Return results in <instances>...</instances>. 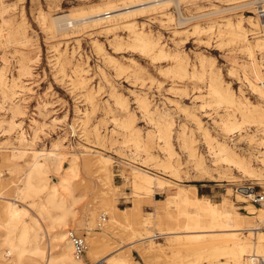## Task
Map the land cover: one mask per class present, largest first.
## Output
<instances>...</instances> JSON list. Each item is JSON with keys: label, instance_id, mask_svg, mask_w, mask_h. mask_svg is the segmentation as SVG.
<instances>
[{"label": "rangeland", "instance_id": "rangeland-1", "mask_svg": "<svg viewBox=\"0 0 264 264\" xmlns=\"http://www.w3.org/2000/svg\"><path fill=\"white\" fill-rule=\"evenodd\" d=\"M112 1V8H119L134 0H0V197L16 198L25 186L35 153L54 152L53 146L60 142L63 146L56 153L64 157V167H69L74 156L81 162L90 158L92 166L90 173L81 165L75 181L77 198L68 203L65 226L52 229L53 244L61 231H67L68 237L70 231H75L85 237L89 250L90 240L102 236L113 240L126 230L124 225L110 222L109 212L117 207L122 213L138 205L139 194L132 179L134 169L170 182V188L155 190L152 206L140 204L147 216L155 212L156 205L175 195L179 187L192 189L191 186L213 203L233 204L241 215H247L248 204L263 208L252 199L239 202L237 195L240 188L247 187L264 192V102L245 79H256L253 61L248 56L256 30L248 19L252 17L257 22L264 3L252 0L256 3L252 7L219 16L222 18L217 20L193 21L186 25V33L176 32L179 12L173 2L123 20L134 22L137 31H146L157 40L167 50L165 56L144 55L134 49L133 33L125 25L108 29L107 25L118 23L120 17L107 20L99 28L84 24L69 31L50 28L52 17L70 15L79 19L107 9ZM227 1L182 0L181 9L186 18H193L228 9L231 2ZM240 18L244 20L247 39L251 38L248 43L227 33L228 22L235 25ZM261 24L260 20L259 32L263 31ZM196 26L203 32H195ZM25 36L27 40L21 42ZM254 55L264 76V50L255 51ZM180 64L186 67V74L179 70ZM219 78L223 80V89L232 93V99L243 103V111L256 116L234 135L226 133L224 123L228 119L226 110L236 108L226 102L218 103L210 95V82ZM15 83L25 87L17 99L6 93L7 87ZM114 95H120L126 109L115 104ZM143 99L147 110L142 107ZM15 104L20 105V113L15 111ZM236 114L242 122V115ZM12 122L21 127L11 129ZM169 124L172 157L161 139ZM22 133L27 141H21ZM226 143L241 161L250 162L257 178L227 166L220 159L216 151ZM23 149H27L26 157L14 156ZM100 156L110 159L111 177L106 195L96 198L106 182L98 167ZM58 182V176L51 174L50 183ZM4 202L0 198V223L6 222ZM94 208H98L100 216H96L92 226ZM103 217L107 219L103 221ZM105 227L110 228L109 233H104ZM1 230L5 229L0 228V249L7 251L2 245ZM156 242L164 245L165 239ZM43 243L48 245V238L44 237ZM133 255L136 264H145L138 253ZM84 260L93 264L87 250Z\"/></svg>", "mask_w": 264, "mask_h": 264}, {"label": "bare ground", "instance_id": "bare-ground-1", "mask_svg": "<svg viewBox=\"0 0 264 264\" xmlns=\"http://www.w3.org/2000/svg\"><path fill=\"white\" fill-rule=\"evenodd\" d=\"M228 1L231 4L230 8H225L226 10L216 9L198 14L193 18L184 16L181 9L182 0H134L130 4L119 8H112L110 4L115 2L112 1L108 3L107 9H99L79 19L70 15L52 17L50 28L56 32L60 30L69 31L79 24L99 28L107 20L120 17L119 20L121 21L107 25L108 29L119 24L125 25L133 33L131 45L134 49L139 50L144 55L157 54L158 56H165L167 50L165 51L157 40L147 35L146 31H137L134 22L123 20L131 15L134 16L139 13L156 10L160 6L169 5L173 2L179 12L176 32L186 33L188 32L186 25L193 21L217 20L222 18L219 16L250 8L256 4L255 2V4L250 2L252 0ZM260 1L264 3V0ZM256 8L258 9V7ZM262 11H264L263 8ZM259 13L260 11H258ZM257 20L255 22L252 17L248 19L250 25L256 30L252 34L255 41L252 45L249 44L248 47V56L253 61L256 79L251 80L246 74L245 79L264 102V76L262 69L255 63L254 55L255 51L264 50V27H262L263 31L259 32L260 16ZM243 22V18H240L235 25L228 22L227 33L233 36L234 39L248 43L251 38L248 37L247 39ZM212 29L210 28L209 30L212 31ZM199 30L203 32V29L196 26L195 32H199ZM219 34H221L220 38L223 37L221 30H219ZM25 40H27L26 36L21 39V42ZM179 70L186 74V67L183 64H180ZM214 80L212 79L209 85L210 95L215 97L218 103L223 104L226 102V104L236 108L235 110L230 108L226 110V117L228 118L226 123H224L226 133L229 135L237 134L244 123H249L256 116L251 112L245 113L243 111V103L232 99V93L223 89L222 79ZM2 82L6 85L4 81ZM7 88L8 92L6 93H10L13 99H17L22 95L21 93L25 87L15 83ZM116 95H114L115 104L122 109H126V102L119 97L120 95ZM141 104L143 109L147 110L145 99L141 101ZM14 109L20 113L19 104H15ZM237 112L242 115V122L238 120ZM197 122L199 127L203 128L202 122L200 120ZM17 127H21V124L12 122L11 129ZM170 127V124L166 127L161 139L165 141V149L168 150L170 157H172L174 152L171 150ZM72 128L76 134L74 126ZM21 141H27L23 133ZM136 145L139 147V143H136ZM62 146V143L60 144L59 142L53 146L54 152L35 153L30 174L26 179L25 186L19 191L20 193L14 199L0 197L5 200L4 203L7 202L6 206H4L6 222L0 223V228L5 229V231L1 230V238L2 245L7 248V251L0 249V264H86L84 260L86 253L82 257L75 255L67 231H61L55 236L56 244H53L50 236L52 229L57 225L65 226L67 213L70 211L68 203L70 200L77 198L74 196L75 181L80 175L81 165L84 170L88 171L92 166L90 158L87 157L81 162L77 156H74L69 160V167H64V157L56 153ZM211 149L214 148L212 147ZM217 152H219L220 159L228 164L227 166L235 168L251 178L258 177L250 162L241 161L227 143L226 145L218 146ZM15 155L26 157L28 155L27 149H23L21 152L15 153ZM192 156H194V153ZM39 157H43V159L38 160L40 159ZM149 157L152 159L151 156ZM97 162L100 172L106 176L105 184L102 183L104 190L100 189L96 193V195L98 194L96 198H100L106 195L104 191L110 183L111 163L108 157L103 156H100ZM136 170L134 169L132 179L134 189L139 194L136 198L138 205L134 209L123 210L122 213L119 212L117 207L110 210V222L112 224H122L125 226L123 229L126 230L116 235L113 240L105 236L90 240V248L88 250L87 244V251L88 257L93 264H136L133 260L134 252L138 253L145 264H264V204L263 208L248 204L245 208L247 215H241L235 210L233 204L213 203L210 199H204L199 196L195 186H191L192 189L179 187L175 195L171 196L169 200L156 205L155 212L147 216L140 204L147 203L148 206H152L153 198L157 195L155 190L170 188V182L142 169L141 171L145 173ZM228 170H231V168H228ZM51 174L58 176L59 182L57 184L52 185L50 183ZM229 179H233V177H229ZM230 182L234 181L231 180ZM239 192L240 194L237 195L238 201L247 203L249 199H254L256 189L253 187L240 188ZM41 195L43 199L40 198ZM190 210H194V212ZM59 211L63 213L59 214ZM106 214L107 212L103 215ZM97 215L98 208H94L92 210V226H94ZM0 218H2L1 215ZM46 222L49 223L46 224ZM109 229L105 227L104 233H109ZM44 237L48 238V245L43 243ZM160 239H165L164 245L156 242Z\"/></svg>", "mask_w": 264, "mask_h": 264}, {"label": "built area", "instance_id": "built-area-1", "mask_svg": "<svg viewBox=\"0 0 264 264\" xmlns=\"http://www.w3.org/2000/svg\"><path fill=\"white\" fill-rule=\"evenodd\" d=\"M260 13L258 14L260 16L261 23L264 27V11L262 9H259ZM254 204L263 205L264 204V192L257 193L254 192V199L252 200ZM107 217H103V221H105ZM70 240L72 242L74 253L77 257H82L87 250V243L85 240V237L79 236L76 234L75 231H70L69 233Z\"/></svg>", "mask_w": 264, "mask_h": 264}]
</instances>
